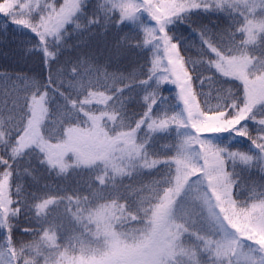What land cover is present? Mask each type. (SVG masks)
Listing matches in <instances>:
<instances>
[{
  "label": "snow or ice",
  "instance_id": "1",
  "mask_svg": "<svg viewBox=\"0 0 264 264\" xmlns=\"http://www.w3.org/2000/svg\"><path fill=\"white\" fill-rule=\"evenodd\" d=\"M0 14V43L11 31L20 56L47 70L0 71L11 83L0 91V264H264V0H3ZM92 29L114 30L119 55L138 49L141 71L92 79ZM68 48L74 56L54 69ZM197 80L218 85L216 104ZM168 83L175 97L161 95ZM141 91L143 111L129 112ZM33 159L58 176L87 171L89 195L29 192L19 181L38 179ZM240 166L261 174L244 199ZM65 199L80 229L61 244L66 213L50 206Z\"/></svg>",
  "mask_w": 264,
  "mask_h": 264
},
{
  "label": "trees",
  "instance_id": "2",
  "mask_svg": "<svg viewBox=\"0 0 264 264\" xmlns=\"http://www.w3.org/2000/svg\"><path fill=\"white\" fill-rule=\"evenodd\" d=\"M3 0H0V3H2ZM60 2H63V0H60ZM97 3V0H90V4ZM118 18V17H117ZM208 20H211L213 22L217 21V16L213 15L211 17H206L204 22H208ZM228 21L223 17V14H221V27H227ZM4 25V19L2 17V14H0V27H3ZM238 26V25H237ZM71 32V29H69ZM94 35H91L90 37L86 34V39L88 42V45L90 49L96 53V59L92 62L93 68H98L99 72H92L90 74V77L92 79H96L98 76L102 79V74L107 73H116L118 75H124L129 76L132 73H139L141 71V65L143 64V60L139 58L136 53L139 51L138 49H131L126 52V54L119 55L115 52V50L112 48V45L115 42V32L114 30H109L105 34V30L100 29H92L91 30ZM128 29L126 28L124 32H127ZM124 32H121L120 35L123 36ZM185 35H189L187 32H184ZM240 38L239 36L237 37ZM2 39V38H0ZM12 39L11 31H9L8 34V40L4 41L3 43H0V71H9V72H25L29 76H36L39 77L41 74L44 76L47 75V70L42 69V65L39 59V56H33L31 58H22L18 51H16V45L10 43L9 41ZM77 37L75 34H73V38L68 40V44H76L77 43ZM142 39V36H141ZM134 43V41H133ZM253 55H258L257 52H253ZM182 55L185 57L190 56L193 60H200L201 57L199 56L198 52L195 49H189L187 52H182ZM68 56H74V50L71 48H68L64 51V53L59 57V62L55 63L53 65L54 69L59 68L63 66V61ZM204 59H207V57H204ZM73 67L72 63L67 64V68L70 71ZM200 71V74L202 77H208L212 75L215 70L212 69L211 71L205 70L203 68H198ZM146 71V69H145ZM219 76V74H216ZM87 80L88 77H85ZM137 80H144L147 79L146 75H137ZM220 79H227V78H220ZM109 83H111L109 81ZM129 81L126 79L124 80V84H128ZM238 83V82H235ZM201 81L197 80L195 82L196 91H203L205 94H207L210 97L209 102L211 104H216L217 100L215 99L217 92L216 88L218 87L217 84H213L209 80H205L202 87ZM117 87H122V85L117 84ZM229 85L225 84L224 87L227 88ZM17 87H24V83L20 82L17 84ZM8 88H11V83H5L4 81L0 80V91H4ZM161 95L164 97H175L177 90L175 87L168 83L161 86ZM93 91H105L103 87H94L92 88ZM87 91V89H86ZM19 95H23L24 93H18ZM125 97H128L130 93L125 90L124 93ZM132 99L128 101V110L129 112H142L143 109L139 107V104L143 102L142 98L144 93L138 92V93H132ZM82 98V97H81ZM198 99H203V97H198ZM102 107V106H101ZM138 118V117H137ZM54 117H50L49 120H53ZM250 130L252 131V135L255 136V126L251 125L250 123ZM162 143H167V141H163ZM250 141H248L246 138H238V144L234 145L235 147H239L240 150H246L248 146L250 145ZM70 162V161H69ZM32 167L34 169L33 175H35L38 179L33 180L31 176H24L20 179V183L24 184L29 192H37L41 193L45 191V185H47L50 189L53 191L49 192L50 195H57V196H72L75 197L77 195L84 197L88 196L89 193L86 190L87 189V181L89 179V173L87 171L81 172L80 170H69L68 173L64 175L58 176L56 172H49L46 167L40 166L39 163L33 159L32 160ZM243 166H240L238 168V171H240V199H244L249 195V192L252 188V181H255L256 183L261 182V174L258 169H250V170H242ZM92 179H95V173L91 174ZM154 177L152 176H145L143 178L144 183H149ZM125 183H128L127 180H125ZM59 190V191H57ZM259 191V189H257ZM103 201H99V203H102ZM53 209V216L56 215V210L58 208L59 213H66V215L60 216L56 219V223L58 225H61L62 234L64 236L63 240H59L61 244H63L67 237L74 235V229L79 230L80 226L77 225L72 217V213L75 212L76 207L74 204H69L68 201L65 199L64 203L59 206H50ZM21 228L29 227V225L21 224ZM47 227V225H45ZM60 233H58V236ZM18 239H23L24 241H31L33 237L31 235H24L20 236V233L17 232L16 234Z\"/></svg>",
  "mask_w": 264,
  "mask_h": 264
}]
</instances>
